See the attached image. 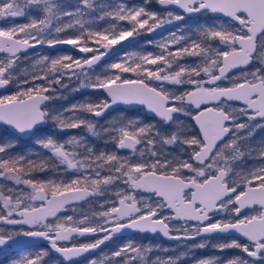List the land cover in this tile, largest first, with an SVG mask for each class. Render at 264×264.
I'll use <instances>...</instances> for the list:
<instances>
[{
	"label": "snow or ice",
	"instance_id": "6c2138e0",
	"mask_svg": "<svg viewBox=\"0 0 264 264\" xmlns=\"http://www.w3.org/2000/svg\"><path fill=\"white\" fill-rule=\"evenodd\" d=\"M149 3L151 0H144L139 6L129 7L117 0L109 10L108 5L94 9L91 0H77L75 11H65L60 0H0V20L24 17L33 9L43 17L36 16L23 25L0 27V88L15 84L19 89L13 95L0 97V123L12 129L11 138L0 139V180H11L16 186L32 190L24 198L22 191L0 189V255L8 258V264H44L49 249L10 256V250L22 237L45 240L64 259L72 260L100 249L125 230L159 232L177 241L200 237V243L188 246L190 250L207 248L209 243L204 237L235 231L247 243L232 239L211 247L221 253L239 249L247 257L193 258V264H264V213L240 218L246 206L257 202L264 205V144L258 148L246 146L255 130L264 128V123H255L258 118L264 120V53L258 52L256 44L259 34V47L264 48V0H156L162 7L176 5L187 14L223 13L228 20L199 29L196 38L180 35L177 29L158 43L159 52L125 53L118 62L95 74V68L105 62L115 46L184 19L171 11L166 16L149 11ZM90 10L102 14L92 21L79 19ZM60 16L68 17L69 22L54 24ZM106 17L127 26L112 23L105 29L92 27ZM233 22H238V27ZM68 29H75L73 36L61 38L60 34ZM59 45H70L73 52L87 55H41L35 59L37 70L29 74L30 79L12 76L22 52ZM257 55L260 66L242 76L243 82L233 80L231 87L217 85L229 69L250 65ZM185 57L195 60L183 63ZM125 73L135 74L136 78H124ZM73 81L78 86L71 88L72 92L89 88L106 93L110 99L50 110L46 102L57 99L58 90L69 89ZM167 84L190 85L192 90L176 94L166 88ZM231 100L242 101L244 106L230 109L226 101ZM137 102L146 105L165 124L178 123L174 114L190 115L189 106L200 109L207 102L219 104L194 117L202 138L179 126L165 133L155 123L138 124L136 120L115 121L103 128V135L118 150H131L133 155L128 157L115 151L96 153L83 137L60 142L51 135H41V126L51 122L60 132L84 127L98 136L92 118L101 117L114 104ZM21 136L34 137L39 148L58 160L63 166L60 179H35L32 173L46 171V161L37 163L25 155L11 154L15 139ZM173 145L180 147L182 155L167 150ZM253 153L261 161L260 166L243 174L234 172L231 162ZM121 184L123 187H119ZM112 188H116L113 197L105 200L100 205L104 210L93 217L74 221L68 216L63 222H49L48 218L55 217L69 202L103 196ZM241 188L244 190L238 191ZM138 189L154 193L158 201L150 203L129 194ZM186 189L191 191L190 196ZM29 201H39L40 207H30ZM166 208L174 215H163ZM217 215L221 219L213 221ZM173 221L183 224L180 228L170 227ZM74 234L98 238L78 246H59ZM154 248L160 250L159 245L145 246L128 240L110 254L88 260V264H149L147 256ZM187 256L189 252L175 257L157 256L150 264H181Z\"/></svg>",
	"mask_w": 264,
	"mask_h": 264
},
{
	"label": "rangeland",
	"instance_id": "374dc122",
	"mask_svg": "<svg viewBox=\"0 0 264 264\" xmlns=\"http://www.w3.org/2000/svg\"><path fill=\"white\" fill-rule=\"evenodd\" d=\"M152 1H154V0H151V3L146 5V8L149 11H155V12L161 13L162 15H165V16H166L168 11H171L176 15H182L184 17V19L182 21H173V23L167 24L163 30H161L160 32H158L157 34L152 35V36H148L147 33H141L139 35L140 36L139 40L134 45H132L131 47L122 51L121 53H118L117 55L108 59L104 63H102L98 67V69L95 70V74L102 73L108 64H111L113 62H118L119 59L121 57H123L125 53L143 54V53H147V52H153V53L159 52L160 49L157 46L158 43L162 39L166 38L169 35V33L176 32L177 29L181 30L180 33H178L180 35H185V36H190L192 38H196V36L198 35L199 29L213 25V24H217V23H224L228 20L227 18L211 16L207 12H201L195 16H186L182 12L177 11L173 8H158L155 5H152ZM91 2L94 5V9L99 8L101 5H108L109 10H110L112 7H114L116 5L117 0H91ZM120 2L126 3L129 7H131L133 5L139 6V5L143 4L144 0H120ZM60 3L62 6L65 7V11H75V5L77 4V0H60ZM101 14L102 13L97 11V10H90L85 16L80 17L79 19H81L82 21H92V20H94L95 17H97ZM36 16H40L41 18H43L41 12L33 9L24 17L5 18L3 20H0V27L8 28V27H12L13 25H23V24L29 23L30 19L34 18ZM75 19L76 18H73V20H72L73 23H75ZM68 22H69L68 17H64V16H60L59 21H55V20L53 21L54 24H59L60 26H62L63 23H68ZM112 23H117L118 27L121 24H124L125 26H127L125 22H115L111 18L106 17L104 20H100L98 23L92 24V27L93 28H99V29H105V28L110 27ZM234 24H236V23H234ZM236 25L238 27V24H236ZM74 32H75V29H68L66 32L61 33L60 36H61V38H70L71 36H73ZM147 41H152L153 43L148 44ZM259 45H260V38L258 36V38H257L258 52L264 53V48H260ZM33 52L45 53L46 48H44V47L35 48V49H33ZM63 54H70V53L64 49H58L54 53V55L49 56V57L54 58L58 55H63ZM75 57H78V56H75ZM35 59H37V58H33V59L25 58L24 61L20 60V63L15 65V66L25 68V71L22 70V72L24 74H27L28 78H30L31 76L29 74L31 72H33L34 70H37V67H35ZM194 60H195V58H193V57H185L182 62L183 63H192V62H194ZM20 65H24V66L22 67ZM259 66H260V57H259V55H257V57L253 60L251 66L249 68L245 69L244 71H240V72L233 74L231 77H229V79L230 78L239 79L242 76L246 75L248 72L254 71L255 68L259 67ZM12 76L14 77L13 73H12ZM124 78H136V77H135V74L125 73ZM153 83H155V82H153ZM77 86H78L77 81L71 82L69 84V89L64 90V91H68V93H70V94L69 95H61L59 97L60 102L58 103V105L61 104V107H62L60 110H62L63 108H67L72 104H77V103H81V102H98L100 99H103L102 93L90 90L89 88H81L80 91H78V92H72L70 90L71 88H74ZM166 88L169 91H172V92H175L176 94H179L181 92V90L191 88V86L190 85L167 84ZM9 94L13 95L14 93H12V91L11 92L8 91L6 93L0 94V97L6 96ZM62 101H67V102H65V104H63ZM228 108L231 109L232 107L228 106ZM179 114H183V113H179ZM116 117H118V116H116ZM110 120H113V118L112 119L108 118L105 120V122H101L99 124V125H101L100 137L103 135V131H102L103 128L109 127L111 125V123L109 122ZM132 120H136L138 122V124L151 123L150 121H143V119H141V116L138 114L133 115V117H129V121H132ZM170 125L173 126L175 124L171 123ZM49 128L52 131H56V128L54 129L52 126H49ZM79 131L80 132L77 134H73L72 132L66 134V138L70 139L73 136H75L77 138L83 137L91 147H92V144H90L91 142H95V140L96 141L104 140L103 137H102V139H99L98 136H93L84 127H82L81 130H79ZM169 131L170 132L175 131L174 127L170 128ZM9 138H11V135H9L8 132L5 131L4 129L0 128V139H9ZM88 138H92L95 140L89 141V140H87ZM34 140H35V138L33 137L32 142L34 145H36L34 143ZM58 140L60 142L65 141L64 139H58ZM97 143H98L97 147H99V148H98V151H96V153H99L101 151H105V152L115 151L120 156L128 157L130 155H133V153L129 149H124V150L118 152L117 150H115V148H108L107 147L108 149H105L104 148L105 146L103 143H100V142H97ZM261 144H264V143H261ZM15 145H17V144L15 143ZM69 147L71 150L72 146H69ZM39 150L41 151V149H38V148L26 147L23 152H18V151H15L14 149H12L11 154L14 156L15 155H25V156L29 157V154H31V151L40 152ZM167 150L169 152L175 154V155H182L181 149L178 145L169 146V148ZM255 155L256 154H253V157H251L254 160H251L248 163H244L243 160L239 159V162L241 165L239 166V170H237V168H235L234 172L237 171L240 174H243L250 169L259 167L261 164V161L254 158ZM246 157H250V156L246 155ZM231 165H232V163H231ZM25 178H27V177H25ZM34 178L40 180V177H34ZM67 178H68V176L66 175L64 179H67ZM55 179H60V178H55ZM119 187H123V185L121 184ZM0 189H4V190L11 189L12 191H15L18 193H20L22 191L24 198H26L27 195L30 194L32 191L31 188H29L25 185L16 186L15 182L11 181V180H8V181L0 180ZM115 191H116V188L109 189V191L107 193H105V195L94 196L93 198L87 200V202H84L81 207L80 206L70 207L66 213L59 215V217L56 218L55 221H53L51 223L63 222L68 216H72L73 220H75V221H80L82 218V215H84V214H89V213L97 214V213L104 210L100 207V205L103 204L105 202V200H110V198L112 197V195L114 194ZM5 194H7V192ZM36 202L29 201L28 203H29V206H32V205H35ZM76 211H79L80 214H82V215L80 216V214H79L77 216V214L74 213ZM163 215L167 216V213L164 211ZM74 216H77V218ZM216 219H221V216L217 215L213 219V221ZM182 224L183 223L180 224V223L172 222V224H170V227L180 228L182 226ZM189 224H192V223L189 222ZM205 239L208 240V243H209V246L207 248H204V249L197 248V249L190 250L188 246H190L192 244L200 243L201 238H197L195 240L162 243V241L157 236H143V235H138V234H132V235L124 236L122 238L115 239L114 241L110 242L108 245L104 246L100 250V252L96 255L86 257V258L82 259L81 261L72 262L70 264H88V260L94 259V258L99 259L104 254H110L112 251L116 250V248L118 246L123 245L128 240H132L139 245H145V246H157V245H159L160 246V250H156L154 248L153 251L148 253L147 259L149 261V264L157 256H160L163 258L175 257V256H178L181 252H189V256L185 257L182 260L181 264H193V258H207V257H212V256H218V257H222V258H230L233 256L247 257V255L245 253H242L241 250H239V249H228V250H225L224 252L221 253L217 249H214L211 247V245L213 243L228 242L232 239H236V240L240 241L241 243H246L245 241H241V239H238L237 237H234V236H218V237H206ZM64 244L65 245H73L72 241H67ZM41 249H45V248L43 246H38L36 248L22 250V251L15 253L11 257H18L21 254L35 253L36 251H39ZM163 249H168V251L165 252V251H163ZM0 264H8V258H6L5 255H0Z\"/></svg>",
	"mask_w": 264,
	"mask_h": 264
},
{
	"label": "flooded vegetation",
	"instance_id": "af4514ba",
	"mask_svg": "<svg viewBox=\"0 0 264 264\" xmlns=\"http://www.w3.org/2000/svg\"><path fill=\"white\" fill-rule=\"evenodd\" d=\"M154 5H155V0H154ZM235 23V22H234ZM237 24V23H236ZM160 32V31H159ZM157 34V33H156ZM147 35L148 36H152V35H149V33H147ZM153 35H155V34H153ZM258 36H259V34L257 35V38H258ZM139 38H140V36L138 35L137 36V41L139 40ZM136 41V42H137ZM135 42V43H136ZM134 43V44H135ZM133 44V45H134ZM256 44H257V40H256ZM40 48H42V47H40ZM45 48V47H44ZM58 49H64V50H66V51H68L71 55H73V56H78V57H80V56H85V55H87V54H83V53H79V52H73L72 50H69V49H66V48H55V49H47L46 48V52L45 53H35V52H33V49H29L28 51H27V53H21L20 54V56H19V59L21 60V61H24L25 60V58H30V59H33V58H39L41 55H47V56H52V55H54V53L58 50ZM126 50V49H125ZM124 51V50H123ZM122 51H120L119 53H121ZM118 54V53H117ZM117 54H113V55H111L109 58H107V59H105V61H107L108 59H110V58H112V57H114L115 55H117ZM253 62V61H252ZM252 62L250 63V65H248V66H246L245 68H243V69H238V70H235V71H233V72H230V73H228L227 75H225V77L226 78H224L223 80H221V81H218L217 82V85L218 86H220V87H230V86H232V81L233 80H235V81H237V82H242V80L239 78V79H233V78H230L229 79V77H231L233 74H235V73H237V72H240V71H244L245 69H247V68H249L250 66H251V64H252ZM102 64V63H101ZM100 64V65H101ZM99 65V66H100ZM20 66H24V65H20ZM98 66V67H99ZM98 67H96L95 68V70H97L98 69ZM22 70H24L25 71V68H21V67H19V66H14V71L12 72L13 74H14V78H16V77H20V78H23V77H28V75L27 74H24L23 72H22ZM31 78V77H30ZM29 78V79H30ZM132 79H134V78H132ZM249 79H250V77H249ZM207 86V85H206ZM19 89L16 87V85L15 84H13V85H11L10 87H7V88H2V89H0V94H2V93H6V92H11L12 91V93H14L15 94V92L16 91H18ZM91 90V89H90ZM188 90H192L191 88H187V89H184V90H181V92L179 93V94H181V93H183V92H185V91H188ZM14 91V92H13ZM100 93H102V92H100ZM70 93H68V92H60L59 91V97L61 96V95H69ZM9 95H12V94H9ZM102 95H103V99H106V97L104 96V94L102 93ZM59 97L57 98V99H54V100H52V101H49V102H46L47 103V106H48V108L50 109V110H54V111H59L62 107H61V104L60 105H58V103L60 102L59 101ZM75 98V97H74ZM63 102V104H65V102H67V101H62ZM217 104H219V102H216L213 106L214 107H216L217 106ZM226 105H227V107L228 106H231L232 108H241V107H243L244 106V104H241V103H238V102H236V101H226ZM220 106L221 107H224L225 105L224 104H220ZM198 109H196V108H193L192 106H189L188 107V111L191 113L190 115H185V114H174V116H175V118H176V120L178 121V124H175V125H173V126H171L170 124H171V122H169V123H167V124H165V123H163L161 120H159V119H156V118H154V117H152V116H148V115H146L145 113H144V109L143 108H131V109H126V108H122V107H120V106H117V107H114V108H111V109H109L108 111H106L101 117H99V118H92L93 119V122H94V126H95V129L98 131V133H100L101 132V130H100V127H101V125H99L101 122H105V120L106 119H112L113 118V120H110L109 122L112 124L113 122H115V121H121V120H123V121H129V117H133V115H135V114H138V115H140L141 116V119H143V121H150L151 123H155V124H157V127L162 131V132H165V133H168V132H170L169 131V129L170 128H172V127H174V129H176V127H182L183 128V130L184 131H186L188 134H191V135H197V134H199L198 133V131H197V129L195 128V126H194V124H193V122H192V120H191V115L193 114V113H195L196 111H197ZM116 116H118V117H116ZM244 119H246V118H242V120H244ZM255 123H257V124H260V123H264V120H259V118L257 119V121L255 122ZM49 126H52L54 129H55V125H53L51 122H49L48 124H46V125H42L41 126V135H51V136H53L54 138H56V139H64V140H67V138H66V134H68V133H70V132H72L73 134H77V133H79L80 131L79 130H81V128L82 127H80V128H77V129H67V130H65V131H63V132H60V131H58V130H56V131H52L50 128H49ZM0 128H2V129H4L5 131H7L8 132V134L9 135H11L12 136V131H10L5 125H2V124H0ZM101 134V133H100ZM100 134L98 135V138L99 139H102V137H103V139L104 140H99V141H96L95 139H92V138H88L87 140H95V142H91L90 144H92V148L94 149V151L96 152V151H98V148L99 147H97L98 146V143L97 142H100V143H103L104 144V148L105 149H108V148H115V150H117L118 152H120V151H122V150H124V149H117V147H116V145L114 144V143H112V142H110L109 140H108V137L107 136H105V135H102L101 137H100ZM32 139H33V137H30V136H25V137H19L18 139H15V143L17 144V145H15V147L13 148L15 151H18V152H23L24 150H25V148L26 147H31V148H38V149H41V148H39V146H37V145H34L33 144V142H32ZM107 141V142H106ZM264 141V128H257L256 130H255V132H254V134H253V136L246 142V146H248V147H252V148H258L259 146H261V143H264L263 142ZM218 144L220 143L219 141L217 142ZM34 145V146H33ZM108 147V148H107ZM242 150H243V148H242ZM40 151V150H39ZM253 154H255V153H253ZM28 157V156H27ZM251 157H253V156H250V157H244V159L242 158L241 160H243L244 161V163H248V162H250L251 160H254L253 158H251ZM29 159H31V160H34V161H36L37 163H39L40 161H46V163H47V165H48V167H47V170L46 171H44V172H41V180H49V179H55V178H61L58 174L60 173V172H62L63 171V166L62 165H59V162H58V160H56L55 158H52L51 157V154L49 153V152H47L46 150H43V149H41V151L40 152H33V151H31V154H29V157H28ZM232 163V167H233V170L235 169V168H237V170H239V166L241 165L240 164V162H239V160H236V161H234V162H231ZM235 171V170H234ZM236 173H239V172H237L236 171ZM185 175H190V173H185ZM63 178H65V176L63 177ZM233 179H237V177L236 176H233L232 177ZM240 190H244L243 188H241V189H239L238 191H240ZM186 191V194L188 195V196H190V193H191V191L190 190H185ZM50 194V193H49ZM129 194H132V195H135L136 197H137V199L139 200L141 197H143V199L144 200H146V201H148V202H150V203H155V202H157L158 201V198L157 197H155L154 196V194L153 193H150V192H144V191H142V190H140V189H138V190H136L135 192H130ZM114 195V194H113ZM113 195H112V197H113ZM111 197V198H112ZM91 198H93V197H90V198H87V199H85V200H82V201H80V202H77V203H72V204H68V205H66V206H64V209H63V211L62 212H60V213H58L55 217H53V218H50L49 219V222H53V221H55V219L56 218H58L59 217V215H61V214H64V213H66L67 211H68V209L70 208V207H73V206H82V204L84 203V202H87V200H89V199H91ZM110 198V199H111ZM40 202L39 201H37L36 203H35V205H37V204H39ZM32 206H34V205H32ZM31 207V206H30ZM261 208L259 207V206H257L256 204H254V205H252L251 207H249V208H245V209H243V210H241V214H240V218L241 219H243L244 217H250V216H253V215H260V213H261ZM164 211L167 213V215H171V212L166 208V209H164ZM163 211V212H164ZM75 214H77V216L80 214V212L79 211H76V212H74ZM82 214H80V216H81ZM77 216H74V217H76L77 218ZM93 217L94 216V214H91V213H89V214H84V215H82V218H81V220H83L84 219V217ZM216 217V216H215ZM214 217V218H215ZM213 218V219H214ZM75 221V220H74ZM173 222H176V223H183V221H173ZM190 223H195V222H192V221H190ZM72 226H76V225H72ZM175 233V232H174ZM132 234H138V235H143V236H157L158 238H159V236L157 235V234H154V235H148L147 233H138V232H134V233H132ZM131 234V235H132ZM122 237H124V236H114L113 237V239H111V240H109V241H107L104 245H101L100 246V249H97V250H94L93 252H91V253H89V254H87V255H85L83 258H81V259H79V260H77V261H70V262H65V263H72V262H78V261H81L82 259H84V258H86V257H89V256H92V255H96V254H98L99 252H100V250L104 247V246H106V245H108L110 242H112V241H114L115 239H118V238H122ZM211 237H218V236H211ZM96 238H98V237H95V236H90V237H83V238H79L78 236H76V235H73V237L72 238H70L68 241H72V243H73V245L75 244V245H79V244H83V243H91V242H94V240L96 239ZM206 237H204V239H205ZM160 239V238H159ZM197 239V238H196ZM238 239H241V241H245L246 243H247V240L246 239H242V238H238ZM161 240V239H160ZM162 241V240H161ZM65 242H67V241H64V242H62V243H59L60 245H63V246H73V245H65L64 243ZM163 242V241H162ZM173 242H175V241H173ZM164 243H169V242H164ZM38 246H43L44 248H47L48 249V242H42V243H40ZM38 246H36V247H38ZM31 249V248H30ZM15 253H17V252H14V251H10V256H12V255H14ZM247 255V254H246ZM61 260V259H60ZM64 262V261H63Z\"/></svg>",
	"mask_w": 264,
	"mask_h": 264
},
{
	"label": "water",
	"instance_id": "95a60500",
	"mask_svg": "<svg viewBox=\"0 0 264 264\" xmlns=\"http://www.w3.org/2000/svg\"><path fill=\"white\" fill-rule=\"evenodd\" d=\"M155 6L158 7V8H173V9H175V10H177V11L182 12V13H183L184 15H186V16H195V15L198 14V13H196V14H187V13L183 12V10L180 9V8H179L178 6H176V5H169V6H167V7H162L161 5H159L158 3H156V0H155ZM207 13H208L209 15H211V16L227 18V17L224 16L223 13H219V12H216V13L207 12ZM244 16L246 17V14H244ZM227 19H228V18H227ZM235 23L238 24V22H235ZM165 27H166V25H165L163 28H161V29H157V30H156L155 32H153V33H149V35L156 34V33H158L159 31L163 30ZM257 35H258V34H257ZM136 41H137V36H135L134 38H129L128 40L122 42L121 45H117V46H115V50L111 53V55H113V54H117V53H119L120 51H123V50H125V49L131 47ZM40 47H41V46H37L36 48H40ZM43 47H45V48H47V49H55V48H48L47 46H43ZM56 48H66V49L72 50V46H70V45H59V46H57ZM76 52H78V51H76ZM111 55H110V56H111ZM110 56H109V57H110ZM109 57H106L105 59H107V58H109ZM246 66H248V65H239V66H237V67L231 68V69L228 70V72H227L225 75H227L228 73L233 72V71H235V70L243 69V68H245ZM215 73H216L217 75H219V69H216V70H215ZM242 82H243V81H242ZM230 87H231V86H230ZM0 89H2V88H0ZM188 91H189V90H188ZM102 93L104 94V96L106 97V99H110L109 97H107L106 93H104V92H102ZM231 101H236V102H238V103L243 104L242 101H238V100H231ZM215 103H216V102H207V103H205V104H202L201 107H200V109H198L195 113H193V114L191 115V120H192V122H193L195 128L197 129L199 135L201 136V138H202V133H200L199 125L196 124V121H195L194 117H195L200 111H204L206 108H213V107H214L213 105H214ZM117 106H120V107H122V108H126V109H131V108H143V109H144V113H145L146 115H148V116H152V117H154V118H156V119L161 120L158 116H156L155 113H153L152 111H150V110L147 108L146 105H144V104H140V103H138V102H137V103H132V104L117 103V104L112 105L111 108H114V107H117ZM192 107L195 108L194 105H193ZM111 108H110V109H111ZM108 110H109V109H108ZM108 110H107V111H108ZM0 124H2V123H0ZM2 125H4V124H2ZM5 126H6L10 131H12V129L10 128V126H7V125H5ZM21 137H25V136H21ZM140 190H142V191H144V192H150V191H148V190H144V189H140ZM89 191H91V189H89ZM150 193H152V192H150ZM153 194H154V193H153ZM190 195H191V193H190ZM154 196H155V194H154ZM155 197H156V196H155ZM49 198H51L50 194H49ZM87 198H90V197H86V198H84L83 200H85V199H87ZM80 201H82V200H80ZM80 201H71V202H69L68 204L77 203V202H80ZM68 204H66V205H68ZM254 204H256L257 206H259V207L261 208V210H260L261 213H260V214L264 213V205H261V204L258 203V202H257V203H254ZM254 204H252V205H254ZM66 205H65V206H66ZM252 205L246 206L245 208H249V207H251ZM45 206H46V205H45ZM31 207H33V206H31ZM34 207H40V203L37 204V205H34ZM245 208H244V209H245ZM63 209H64V207H63L62 209H60V210L57 212V214L60 213V212H62ZM242 210H243V209H242ZM169 211H170V210H169ZM170 212H171V211H170ZM57 214H56V215H57ZM171 215H174V213L171 212ZM50 218H53V217H49L48 219H50ZM192 222H193V221H192ZM134 232H137V231H134V230H125L123 233L116 234V236H121V235H122V236H128V235H131V234L134 233ZM138 233H141V232H138ZM144 233H147L148 235H154V234H157V235L159 236V238H160L163 242H173V241H177V240H174V239L166 238V237H164V236L162 235V233H159V232H158V233L144 232ZM74 235H75V234H74ZM172 235H177V233H174V232H173ZM213 236H234V237H237V238L246 239V238L243 237L240 233L235 232V231L230 232V233H226V234H215V235H213ZM78 237H79V238H83V237H90V236H83V237L78 236ZM197 238H200V237H197ZM19 239H20V243L17 244V245H15V246H13V249H11L10 251L19 252V251H22V250H27V249H30V248L36 247V246H38V245H39L40 243H42V242H47V241H45V240H33V239L23 238V237H22V238H19ZM246 240H247V239H246ZM62 242H64V241H61V242H59V243H62ZM59 246H60V247H71V246H63V245H60V244H59ZM77 246H78V245H77ZM48 249H49V251L51 252L52 255H54L56 258L61 259V260L64 261V262L77 261V260L83 258L85 255L89 254V253H86V254H84V256H82V257H76V258H73L72 260H66V259H64V258L62 257L61 254L57 253L55 250H52V249L50 248V245H49V244H48Z\"/></svg>",
	"mask_w": 264,
	"mask_h": 264
},
{
	"label": "trees",
	"instance_id": "16d2710c",
	"mask_svg": "<svg viewBox=\"0 0 264 264\" xmlns=\"http://www.w3.org/2000/svg\"><path fill=\"white\" fill-rule=\"evenodd\" d=\"M152 5H154V1H152ZM58 91L68 92V91H64V90H58ZM32 176L33 177H40V180H41V172H39V171L32 173ZM162 243H164V242H162ZM33 248H36V247H33ZM45 249H47V248H45ZM44 264H69V263L63 262L59 258H56L54 255H52L50 251H48V255L46 257H44Z\"/></svg>",
	"mask_w": 264,
	"mask_h": 264
}]
</instances>
